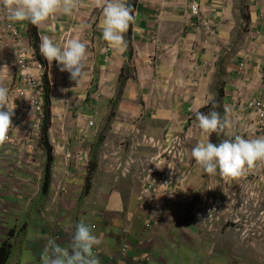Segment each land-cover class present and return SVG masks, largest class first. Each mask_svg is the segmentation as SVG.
Returning <instances> with one entry per match:
<instances>
[{
	"label": "crops",
	"instance_id": "obj_1",
	"mask_svg": "<svg viewBox=\"0 0 264 264\" xmlns=\"http://www.w3.org/2000/svg\"><path fill=\"white\" fill-rule=\"evenodd\" d=\"M77 2L73 15L58 16L40 28L41 37H55L61 45L79 36L88 42L89 52L86 75L78 85L55 61H47L53 84L50 143L55 157L50 190L42 193L46 154L41 143L31 142L30 149L3 144L0 214L1 208L10 207L20 216V231L14 236L25 241L32 257H40L49 240L69 247L75 225L83 220L96 225L94 233L102 237V244L94 247L102 252L100 264H141L133 259L146 253L150 257L146 264H156L162 250L156 247V224L147 229L149 214L139 211L136 193L156 160L154 143L164 140L165 148L167 139L181 136L183 167L193 170L180 183L200 185L208 199H221L227 188L238 191L240 185L218 172L205 174L195 164L191 149L201 136L195 111L211 108L228 121L219 142L236 135H264L258 130L260 115L249 107L264 86V0H196L198 15L191 0H130L136 24L125 34L128 46L122 55L107 47L97 27L100 0ZM18 24L31 44L29 23ZM8 38L0 24V85L10 90L16 82L12 53L20 43L14 42L9 51ZM219 90H224L222 96ZM92 119L95 126L89 127ZM213 137L214 133L212 141ZM94 149L99 152L97 162ZM67 152L73 156L70 162ZM91 163L96 171L84 195ZM60 186L67 192H60ZM126 225L131 227L130 255L116 256ZM4 240L0 231V242ZM164 252L166 258L167 248ZM111 256L116 260L111 262Z\"/></svg>",
	"mask_w": 264,
	"mask_h": 264
},
{
	"label": "rangeland",
	"instance_id": "obj_2",
	"mask_svg": "<svg viewBox=\"0 0 264 264\" xmlns=\"http://www.w3.org/2000/svg\"><path fill=\"white\" fill-rule=\"evenodd\" d=\"M123 86L121 84V91ZM88 122L91 127L90 121ZM178 137L181 136L171 141L167 139L169 143L165 148L164 140L154 143L157 147L154 156L156 160L151 163L149 174L144 177L140 189L136 192L139 211L144 212L143 214L156 215V219L153 218L156 222V247L162 249L158 253L156 264H264V166L254 165L245 175L238 178L227 177L229 181L234 179V186L238 181L239 195L236 193V187L227 188L228 192L224 195L228 197H225L226 204L221 210L220 206L215 207L218 197H212L210 198L212 202L206 203L210 195L207 192L203 193L200 185L191 188L189 184L180 183V176L179 182L169 181L158 193L156 187L163 184L164 176L185 174L187 180L188 175L192 173L193 166L179 168L171 167L172 164L161 166L173 161V153L169 154L170 149L182 147V141ZM116 148L119 150V147ZM94 152L95 149L92 156L97 162L99 152L97 150ZM18 154L20 157L18 162L22 163L23 152L19 151ZM65 157L68 162L73 159L69 152ZM183 164L184 161L181 165ZM156 165L160 167L161 175L153 171ZM156 175L159 177L160 185L157 184L154 191H148V187L145 186L149 177L156 178ZM230 184L233 186L232 183ZM213 185L215 186L216 183ZM202 189L205 190V187ZM144 193L148 196L143 201H139L142 194L144 197ZM237 200L238 204H236ZM1 210L5 211H1L3 215L0 214V231L5 239L3 243L9 242L13 245L7 264H41L40 257L31 256L25 241L15 239L14 235L20 231L18 224L22 223L20 216L10 207ZM7 221L10 228L6 226ZM3 243L0 242V247ZM166 248L168 253L165 258Z\"/></svg>",
	"mask_w": 264,
	"mask_h": 264
},
{
	"label": "clouds",
	"instance_id": "obj_3",
	"mask_svg": "<svg viewBox=\"0 0 264 264\" xmlns=\"http://www.w3.org/2000/svg\"><path fill=\"white\" fill-rule=\"evenodd\" d=\"M4 4L7 19L10 22L27 21L37 29L58 16L73 15L74 10L78 7L77 0H4ZM100 7L101 18L97 27L102 33V39L114 54L122 55L128 46L125 34L128 33L131 26L136 24V14L133 6L130 0H100ZM87 44L86 40L74 36L68 38L61 45L56 42L55 37L44 35L41 37L39 51L49 64L55 61L57 68L61 72H67L70 80L75 81L78 85L86 75L85 68L89 57ZM48 62L47 65H49ZM9 95V88L0 85V145L7 142L9 129L13 127L14 108L8 107ZM215 107L216 105L213 103V108ZM4 108L7 110H2ZM195 120L201 130V136L191 149V156L203 172L213 175L219 172L222 176L238 178L245 175L258 161L264 162V135L255 138L236 135L232 139H222L219 143H213L211 140L212 134L215 133L220 136L228 125V121L222 119L220 112L215 110L207 113L196 110ZM41 147L43 148L42 145ZM83 157L85 160L84 154ZM156 167L158 166L156 165ZM59 189L62 193L67 192L65 187L60 186ZM236 193L238 192L236 191ZM226 196L228 197V195H224L223 198L217 200L216 208L218 206H220V210L224 208ZM211 202L212 200L207 198L206 203ZM236 204H238V200ZM152 224H156V222L149 214L147 216L148 230ZM65 227H71V225L66 223ZM125 228L130 230L126 239L131 250L130 225L124 226L121 230L120 248L124 243L123 241H125L123 234ZM93 229V225L85 223L83 220L78 222L75 225L69 247H61L55 240H49L40 256L41 264H100L94 255V250H96L94 247L102 244V237L96 235ZM138 246H143V243H138ZM120 248L116 256L125 257L119 254ZM129 255L130 251L126 257H129ZM116 256H111L115 258L111 260L110 257V261H115ZM148 258L150 257L146 253L145 256H135L133 260L146 264L149 263Z\"/></svg>",
	"mask_w": 264,
	"mask_h": 264
},
{
	"label": "built area",
	"instance_id": "obj_4",
	"mask_svg": "<svg viewBox=\"0 0 264 264\" xmlns=\"http://www.w3.org/2000/svg\"><path fill=\"white\" fill-rule=\"evenodd\" d=\"M171 1V0H166ZM192 2V11L195 15L200 13V6L196 0H191ZM0 24H3L4 29L7 31L10 43L5 45L9 51H12L11 48L14 42H19L20 47L15 53H12L14 58V75L16 77L15 84L10 88L11 95L9 96V108H14V115L12 117V126L8 132V140L5 143L6 145L19 146L24 145L23 147L31 148V142L41 143L42 141V127L43 121L45 119V76L48 74L51 80V69L47 65V60L44 58V61L38 60L36 56V50L32 44H28L25 40L24 30L19 27L18 22H10L7 19V14L5 11L4 0H0ZM245 67V65H243ZM52 82V80H51ZM53 85V84H52ZM261 97L259 99L252 100L249 103L251 110L256 111L261 118L258 120V130L264 134V86L261 89ZM2 110H7L6 108ZM87 116H83L82 120H87ZM90 126H95V120H90ZM179 138V137H178ZM182 141V140H181ZM181 145V143H179ZM178 147H174L169 150V154L173 153V161L167 162L161 166L171 167L177 166L181 167L182 159L184 152L178 150ZM21 149L20 151H22ZM264 162L258 161L256 165L264 166ZM159 166V164H158ZM157 167L153 168V171L157 175H161V170ZM12 169V167L10 168ZM156 175V178L149 177V181L145 187H148V191H154V187L160 183L159 177ZM186 180L187 175H177V174H168L163 178V184H159V187H156V192L160 193L162 188L167 185L169 181L173 182L180 179ZM162 186V187H161ZM139 198V201H143L147 193H144ZM94 229L96 228L95 225ZM130 233L129 229H124V239L123 245L120 248L119 254L121 256H127L130 251V245L127 241V237ZM95 257L101 261L102 253L100 250H94ZM115 257H111V260H114Z\"/></svg>",
	"mask_w": 264,
	"mask_h": 264
},
{
	"label": "trees",
	"instance_id": "obj_5",
	"mask_svg": "<svg viewBox=\"0 0 264 264\" xmlns=\"http://www.w3.org/2000/svg\"><path fill=\"white\" fill-rule=\"evenodd\" d=\"M29 36L31 39V43L34 46L36 50V56L38 60L44 61V57L41 56L40 51H39V44L41 41V33H40V28L37 29L35 26L31 25L29 23ZM125 76L123 75L122 79V85L126 83L125 81ZM45 86H46V94H45V119H44V125L42 127V143L41 145L43 146L45 153H46V164H45V170H44V179H43V186H42V193L44 195H47L51 184H52V169L54 165V153H53V147L51 145V140H50V130L53 125V102H52V85L51 81L49 78V75L47 74L45 76ZM224 90H219V95L222 96ZM208 110H211V108L206 109L205 112H208ZM215 136L217 138H215ZM213 143L219 142V136H217L214 133L213 137ZM96 171V164L91 163L88 171V177H87V184L86 188L84 191V195H86L91 187V180L93 178V175ZM13 250V245L10 244L9 242L3 243V245L0 247V264H7Z\"/></svg>",
	"mask_w": 264,
	"mask_h": 264
}]
</instances>
